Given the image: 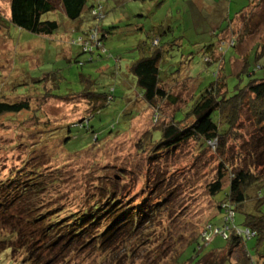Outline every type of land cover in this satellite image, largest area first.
<instances>
[{
	"label": "rangeland",
	"instance_id": "374dc122",
	"mask_svg": "<svg viewBox=\"0 0 264 264\" xmlns=\"http://www.w3.org/2000/svg\"><path fill=\"white\" fill-rule=\"evenodd\" d=\"M9 2L0 0V99L26 98L29 109L0 117V182L18 174L23 179L31 169L40 171L44 187L0 207V238L9 236L13 246L0 264H176L180 254L186 260L181 264H190L193 247L202 242L199 256L223 247L225 237L207 228L222 225L229 173L215 195L209 185L221 162L231 170L255 162L249 141L264 131L243 107L222 152L188 140L156 153L150 137L173 123L176 113L187 112L194 94L217 77L225 78L228 93L244 84L248 76L239 73L247 56L249 72L264 77V61L257 68L253 52L264 41V0H103L102 19L83 13V21L68 19L54 0L55 10L42 16L58 23L51 35L10 24ZM97 27L99 36L97 29V39L82 51L78 38ZM208 43H216L212 56L203 48ZM157 48L165 50L160 69L172 100L159 99L152 107L139 95L130 66ZM103 94L108 101L94 111ZM190 120L186 115L183 124ZM249 193L247 206L258 195L264 212V183L253 184ZM112 199L154 212L147 224L119 230L111 240L105 232L63 242L37 223L68 220ZM243 218L235 211L248 259L234 250L222 264H259L264 254V240L246 235ZM13 228L29 237L17 239ZM205 230L209 235L201 241ZM225 254L206 253L198 264H220Z\"/></svg>",
	"mask_w": 264,
	"mask_h": 264
},
{
	"label": "trees",
	"instance_id": "16d2710c",
	"mask_svg": "<svg viewBox=\"0 0 264 264\" xmlns=\"http://www.w3.org/2000/svg\"><path fill=\"white\" fill-rule=\"evenodd\" d=\"M58 2L61 4L65 16L70 20H79L82 14H85V11H87L91 19L95 18L91 14L92 9L95 7V0L88 6H86L87 0H58ZM53 10H55L54 0H10L8 22L32 34L51 35L57 30L58 23L55 20L43 19L42 16ZM97 29L99 36L100 28L97 27L96 31ZM102 36L105 37V33ZM156 39L154 38L153 40ZM158 43L157 39L156 45ZM215 44L208 43L203 47L210 56L213 55ZM258 47L259 50L253 49L257 68L261 67L258 62L261 59L264 61V41ZM164 51L160 48L152 50L149 55L141 57L130 66V72L133 74L136 85L139 88V95L152 107L154 106L153 103L159 99H171V94L164 88L163 81L165 78L161 76L160 61L163 58ZM244 62V70L239 73H245L248 76L244 84L235 85L233 92L228 93L225 78L221 82L217 77L216 80L202 89L197 96L194 94V98L188 104L187 112L182 111V116L179 117H176V114H178L176 113L173 123L162 127L156 133L157 135L150 137V141L154 143L156 153L176 147L188 140L200 141L202 144L222 152L229 137L228 134L232 130L231 127L239 120V111L243 107L248 111L249 117L257 129L261 130V132L264 131V77H256L253 75V71L249 72L247 69L248 56ZM215 74L216 71L214 72ZM22 98L14 101L0 99V117L28 110V99ZM107 101L108 96L106 94L96 98L95 102L98 107L94 111H97ZM186 115L191 120L189 123L183 124ZM220 118L222 121H220ZM156 119L155 115L154 120ZM81 127H83V124H81ZM250 143L249 156L254 157L255 162L252 160L250 164L247 162L244 166H238L232 170L224 165V162H221L216 178L209 185L210 193L215 195L223 189L222 178L226 173H229L230 179L227 184V191L222 198L224 201L221 202L220 207H222L219 211L224 216L222 225L217 227L211 224L213 228L225 230L226 242L223 247L211 249V251L205 252L200 256L195 250H201L203 242L201 248L199 245L197 249L193 247V262H191L190 258V264L200 263L206 253L211 254L223 249L226 250V254L221 258L220 264L227 260L234 250H241L245 255L244 258L248 259L244 249L243 231L233 223L235 211H240L244 214L242 223L246 235L251 237L249 234L253 233L252 236H257L259 240H264V212L260 210L263 202L262 197L256 195L252 205L247 206V201L251 197L249 191L253 184L264 183V133L252 136ZM23 171L25 172V170ZM26 175L28 176L25 177ZM21 177H23V174H18L15 176L16 179H11L12 181L0 182V207H3V205L5 207V204L7 205L14 199L22 198L25 194H30L33 191L37 192L44 187L40 186L42 185L40 171H32L30 169L24 173L23 179ZM114 199L116 198L114 197ZM116 202L117 200L112 199V201L103 206L99 203H94L68 220H64L65 218L63 217H55L48 219L46 222V219L41 220L40 218L37 223H44V230L47 235L54 233L57 239L63 238V242L78 241L79 236L83 237L88 234V237H93V234L102 235L105 232L108 235L105 238L111 240L113 238L111 236L118 234L119 230H135L147 224L154 212L153 209H147L141 203L135 204L136 206L132 208V206L125 207L122 203L117 204ZM29 205L30 203L26 209L30 212ZM229 214L231 215L229 216ZM6 219L8 218L6 217ZM6 219L5 217L2 219L3 225H5ZM36 219L34 218V223H36ZM91 233L93 236H91ZM14 234H16L17 239L29 237L27 233L22 232L19 228L12 229L11 235ZM200 239L203 241L202 237ZM10 241L12 240L9 236L0 238V243L6 242L0 247V258H2L0 263L5 261L4 255L13 249V246L8 244ZM21 242L23 243L25 240ZM180 255L179 259L176 260V264L186 261H181ZM259 257V264H264V254Z\"/></svg>",
	"mask_w": 264,
	"mask_h": 264
},
{
	"label": "built area",
	"instance_id": "2783aa9c",
	"mask_svg": "<svg viewBox=\"0 0 264 264\" xmlns=\"http://www.w3.org/2000/svg\"><path fill=\"white\" fill-rule=\"evenodd\" d=\"M103 0H95V7L94 9H92L91 11V14L95 17V18H98L99 20L103 17V12H102V6H101V3H102ZM96 30L95 29H92L90 32H88L86 35V38H82V37H79L78 38V41L80 43V45L83 47V51L87 50V47L90 46L91 47V43L97 38V35H96ZM155 42H153V44H156V40H154ZM90 47H89V50H90ZM207 58H205L206 60ZM231 214H229L230 216ZM211 225L208 226L207 230H210L213 231L215 228H213ZM207 230H205L202 234H201V237H202V240L205 241L207 240V238H205L206 236L209 235V233H207ZM217 230V233H220L222 234L224 237H226V234H225V230H218V228H216ZM247 232V231H246ZM250 236L253 235V233H250L249 234Z\"/></svg>",
	"mask_w": 264,
	"mask_h": 264
},
{
	"label": "crops",
	"instance_id": "0c3cea01",
	"mask_svg": "<svg viewBox=\"0 0 264 264\" xmlns=\"http://www.w3.org/2000/svg\"><path fill=\"white\" fill-rule=\"evenodd\" d=\"M94 0H91V2L90 3H92ZM88 14H87V11H85V16H87ZM238 15V13L235 15V16H237ZM81 19V21H83V19L82 18H80ZM79 19V20H80ZM234 19V18H233ZM75 21H78V20H75ZM106 37V36H105Z\"/></svg>",
	"mask_w": 264,
	"mask_h": 264
}]
</instances>
